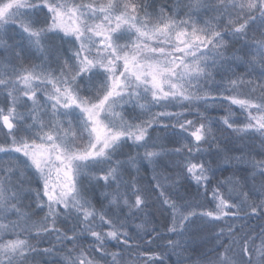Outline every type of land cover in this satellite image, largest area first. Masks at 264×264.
I'll list each match as a JSON object with an SVG mask.
<instances>
[{
	"label": "snow or ice",
	"instance_id": "1",
	"mask_svg": "<svg viewBox=\"0 0 264 264\" xmlns=\"http://www.w3.org/2000/svg\"><path fill=\"white\" fill-rule=\"evenodd\" d=\"M0 50V153L18 158L0 167V264H52L57 245L61 264H169L173 254L183 264L204 223L264 219V0L159 8L154 0H0ZM217 102L229 110L211 117L208 105ZM214 121L241 140L258 135L261 158L250 146L229 155ZM156 129L163 135L153 136ZM212 145L218 160L252 171L217 179L219 164L192 159L211 156ZM132 146L143 154L126 153ZM142 161L151 166L148 186L130 174ZM185 181L207 204L191 198ZM153 193L167 211L162 231L145 227ZM28 196L34 199L25 204ZM137 219L140 239L164 241L168 252L130 251L140 247L129 233ZM238 231L220 228L200 264H264V227L255 235ZM53 234L56 244L40 248Z\"/></svg>",
	"mask_w": 264,
	"mask_h": 264
},
{
	"label": "trees",
	"instance_id": "2",
	"mask_svg": "<svg viewBox=\"0 0 264 264\" xmlns=\"http://www.w3.org/2000/svg\"><path fill=\"white\" fill-rule=\"evenodd\" d=\"M85 2H87V0H85ZM137 2H139V0H137ZM149 2H151V0H149ZM155 2V6L156 8H159L162 5H174L178 2H181V0H154ZM182 2H187V0H182ZM151 11V9H150ZM169 11H171V8H169ZM178 18H184L183 17V11L180 12V16ZM18 29H9V33L11 36H13L15 39H19V36L17 35ZM12 41L9 40V43H11ZM238 46V45H237ZM6 55V53L3 50H0V59H2L4 56ZM25 63H28V61L26 60ZM237 72L239 73H243L245 71V69L243 67L241 68H237L236 69ZM258 75V74H257ZM217 80H219V77H217ZM229 105L227 103L224 104H220L219 102H217L216 104H212L210 103L208 105V115H210L211 117H220V116H224L227 114V111L229 110ZM161 109L158 108H153L152 111H160ZM170 111H178L179 109H169ZM193 112H195V109L192 110ZM200 111L203 112L204 111V107L200 106ZM231 111L234 113V115L236 117H238V123L243 122V113L241 112V110L236 107V106H232L231 107ZM188 119H191L193 121L198 120V117L195 115H190L187 117ZM167 123V121H166ZM213 129L215 131L216 137H217V142L224 148L229 149V155H235V156H240L243 155V152L240 151V149H245L246 146H250L253 150V154L256 155L257 159H260V155H259V149H260V139L259 136L257 135L256 137H245L243 140L239 139V135L240 134H236L233 133L229 128H227L226 126H224L223 124L219 123L218 121H214L213 122ZM157 134L159 135H163L162 130L161 129H156V131L153 133V136H156ZM185 142H187L189 144V146L193 145V141L191 140V138L189 137H185L184 138ZM5 141V131L0 128V143ZM161 143H165L166 146L168 148H173V147H178L179 145L176 144H172V143H168L167 141H158ZM200 147L204 148V149H209L210 146L208 144H201ZM212 151V155L209 156L207 154H201V155H194L192 157L193 161H197L200 159H206V160H211L213 163V166H217V164L220 165V167L223 169L222 172L217 174V179H223L224 177L230 176L232 174L233 171L240 169L242 171H247V172H251V166L248 164H239L237 161L233 160L231 161L230 164H225L222 160H218L216 158V154H215V145H212L211 149ZM126 153L135 155L136 153H140L141 155L144 152L143 148H136L135 146L132 147H127L125 149ZM121 159H123L124 157H120ZM17 157L16 156H5L3 153H0V167H6L9 162H13V161H17ZM162 159L164 160H168V161H175V162H182L183 161V157L182 156H169V155H165ZM21 167H23V165L21 164ZM177 171L179 169H176ZM130 174L133 177H136L137 179H140V182L142 184H144L145 186H148L150 184V180H151V176H152V171H151V166L148 165L147 161H142L140 163V171L139 173H137L134 169L130 170ZM239 174V173H238ZM27 176L29 179H31V173H27ZM128 177L125 176V179H127ZM215 183V181L213 182ZM185 184L188 185V187L190 188V195L191 198L195 199V200H199L202 201L203 203L207 204V200L204 199L203 197L197 195V189L195 187L194 184H188V181H185ZM26 187H28L29 185H25ZM30 187L32 188H37L39 187L38 184L36 183H32L30 185ZM223 191V189H222ZM34 199L33 196H28L24 203L27 204L29 202H31ZM99 206V205H97ZM209 208H211V205H208ZM33 208H35V205H33ZM27 210V209H26ZM44 212H39L37 214V216L33 217V219H40L44 216ZM145 218L151 220V224L145 225L146 228H151L153 226L157 227L158 230H163L161 228V225L167 223L166 217H167V211H165L159 201L157 200V194L153 193L149 206L145 209ZM12 219H15V217H11ZM142 220L141 219H137L133 222V228L129 229V233L130 235H132L133 237H135V239L131 242L134 244H139L140 247L137 248H133L130 249V251L135 254L137 251H139L140 253H166L168 252V250L166 248H164L162 245L164 243V241H156L153 240V242L151 244L148 243L149 239H151V237L148 236H144V239H140V237L137 235V232L134 230V225L135 224H139L141 223ZM231 224L233 225V227L237 228L239 231L237 233V235H243L245 233H249L252 235H255L257 233H259L261 231V228L264 227V219H257V218H252L249 220H228V221H221L218 222L216 224H208V223H204V228L203 231L200 233V236L190 245L187 246V251H185L184 256L185 257H190V259H184L183 260V264H200L201 260H202V254H207V255H211V249L215 246V244L217 243L216 239H215V233L218 232V230L220 228H227V225ZM70 226V225H65L63 223L58 222L57 223V227L61 228V229H65ZM140 235H143V232L140 233ZM155 234H153L154 236ZM11 238V237H8ZM167 238H172L175 239V237H166ZM32 243H36L35 240L32 241ZM84 245L90 244L92 243V241L88 240V241H83L82 242ZM256 243H259V240L256 241ZM56 244V240H55V234H53L51 237H46L44 239V242L39 244L40 248H49L52 247V245ZM68 248H71L72 245L68 244L67 245ZM109 250L110 251H116L118 249H116L115 247H113V245H109ZM64 255V251L57 245V249H56V255L54 257H51L49 259L52 260V264H61V260L63 258ZM97 259H99V257H97ZM169 260V264H175L176 260H177V256L176 255H170L168 257ZM140 264H150L149 261L147 260H141Z\"/></svg>",
	"mask_w": 264,
	"mask_h": 264
},
{
	"label": "rangeland",
	"instance_id": "3",
	"mask_svg": "<svg viewBox=\"0 0 264 264\" xmlns=\"http://www.w3.org/2000/svg\"><path fill=\"white\" fill-rule=\"evenodd\" d=\"M15 29V28H14ZM42 99V98H41Z\"/></svg>",
	"mask_w": 264,
	"mask_h": 264
}]
</instances>
